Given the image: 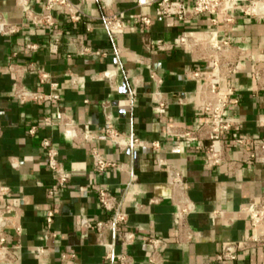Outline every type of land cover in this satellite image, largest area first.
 <instances>
[{
  "label": "crops",
  "instance_id": "0c3cea01",
  "mask_svg": "<svg viewBox=\"0 0 264 264\" xmlns=\"http://www.w3.org/2000/svg\"><path fill=\"white\" fill-rule=\"evenodd\" d=\"M33 8L41 11V6L35 2ZM82 8L92 18L109 10L125 13L131 25L116 40V45L123 49L120 55L115 54L114 44L101 25L89 32L85 23L68 22L59 9L54 15L63 37L59 45L50 48L49 33L27 24L16 0H0L3 16L22 26V32L16 37L0 36V124L3 128L0 179L12 191L10 197H0V209L12 206L20 211L19 216L11 213L6 218L22 225L21 235L11 227L7 229L6 245L15 259L0 264H111L104 259L97 232L94 229L86 233L79 231L81 214L92 221L110 218L95 194L81 189L92 184L104 185L119 195L129 215V226L139 238L153 233L165 239L161 249L163 264H264L262 247L241 252L235 261L221 263L215 259L225 245L242 241L251 234L246 211L264 198V165L249 162L234 171L226 165L210 166L204 154L205 143H189L182 137L167 135L165 126L155 117L152 96L155 86L150 79V69L162 78L161 90L167 101L170 124L176 131H185L201 116L200 92L205 81L203 74L210 69V62L197 59L189 49L176 45L183 27L173 18L158 19L153 6H138L137 0H86ZM140 15L154 19L148 30L135 22ZM233 16L235 22L230 29L222 22L213 26L209 17L200 16L185 30L213 29L218 31L220 39H229L233 46L232 60H238L237 72L224 81L223 86L232 87L239 102L228 106L224 118L238 123L227 135V155L239 161L242 148L234 143L235 136L264 137V126L259 122L264 117V91L259 89L253 74L258 63L264 66V17L247 16L238 11ZM148 38L175 47L167 53L149 52L145 47ZM27 40L39 43V50L33 54L22 53L16 61L24 65L33 63L48 73L49 79L42 85L37 73L29 70L22 73L24 86L49 91L51 83H57L54 92L62 98L59 103L21 104L13 97L14 80L6 65L12 50ZM75 40L106 55H80ZM69 72L83 77L84 81L73 85ZM103 73L113 75L116 86L102 78ZM130 77L140 80L138 100L132 109L128 106L129 90L134 86ZM106 102L118 129L159 141L161 157L182 171L195 205V211L188 217L195 232L192 242L176 241L172 192L165 171L156 167L150 157L152 150L121 151L102 139V129L107 124L103 108ZM60 109L80 126L84 139L76 142L62 126L46 121L56 118ZM32 126H36L33 135L28 132ZM44 138H49L58 148L60 161L72 175L65 189L55 188L54 179L46 168L41 148ZM93 147L100 150L106 161L117 163L122 169L97 172L90 155ZM12 161L18 167H13ZM132 174L137 177L134 181ZM50 189L55 190L53 196L48 195ZM51 209H55L52 227L57 236L45 240L44 219ZM106 238L113 240L111 233ZM17 245L19 248L15 247ZM41 245L49 250L45 257L37 255L36 248ZM114 250L132 255L135 264H150L152 248L143 241L126 247L116 244ZM64 253H74L76 259L64 263Z\"/></svg>",
  "mask_w": 264,
  "mask_h": 264
},
{
  "label": "built area",
  "instance_id": "2783aa9c",
  "mask_svg": "<svg viewBox=\"0 0 264 264\" xmlns=\"http://www.w3.org/2000/svg\"><path fill=\"white\" fill-rule=\"evenodd\" d=\"M86 0H16L21 9L24 20L27 24L40 28L49 34L50 48L61 43L63 31L57 27L58 19L54 12L59 9L63 17L70 23H85L86 30L92 31L96 25H101L109 35L114 44V52L120 55L122 48L116 45V40L124 34L131 23L126 20L125 13L120 10H109L100 17L92 18L82 8ZM41 6V11L33 8V3ZM138 6H153L155 16L158 19L173 18L183 27V31L176 38V45L184 46L197 58L210 62V69L203 74L205 81L200 92V105L198 107L201 115L195 120L190 129L185 131H176L170 124L167 115V101L161 90L162 78L150 69L149 75L155 89L152 96L155 100L154 113L156 120L165 126L167 135L179 136L187 142L199 141L205 143L204 154L206 161L210 166L220 167L226 165L229 170L234 171L236 167H241L245 163H260L264 165V137H234L233 141L242 148V158L239 161L231 160L228 155L227 135L236 129L238 123L226 120L225 111L231 104L239 102L234 94L232 87H224L223 82L229 79L237 72L238 60H232L233 46L229 39H220L216 30H199L191 32L185 30L194 19L200 16L209 17L213 26L222 22L227 29L235 22L233 13L238 11L244 15L252 17H264V0H137ZM135 22L141 24L145 30H148L153 24L154 19L147 15H140ZM22 32V26L8 21L0 12V36L4 38L16 37ZM78 44V54L80 55H98L104 56L105 52L93 50L91 47L75 40ZM145 47L147 51H158L167 53L173 50L174 44L166 43L160 40L148 38ZM40 48L39 43L27 40L22 45L12 50L10 59L6 65L8 72L14 80L13 97L21 104L34 103L37 105H46L48 103H59L61 96L54 92L57 83H51L49 91L41 89H29L22 82V73L26 71H35L43 85L49 79V74L38 69L33 63L27 65L16 61L20 54H33ZM240 57V56H239ZM239 59V58H238ZM137 61H140L137 58ZM73 85L82 83L83 77L69 72ZM254 78L258 82L259 89L264 91V66L258 63L253 71ZM196 76L201 73H195ZM194 75V76H195ZM128 76V74H127ZM102 78L114 84V76L111 74H102ZM134 86L129 90L128 106L133 108L138 100V84L140 82L136 77H130ZM85 102H88L86 100ZM183 102V101H181ZM110 105L104 103L103 108L106 115L107 124L102 129V139L110 144L116 145L121 151L129 150L138 152L144 148H150L151 159L156 167L166 173L167 183L172 192V202L175 206V237L180 244L190 243L195 238V232L188 222V217L195 211V205L188 194L187 182L182 171L174 164L161 157V144L159 141H150L137 136L133 131L123 132L113 123V115L108 112ZM48 123H54L62 126L65 132L76 142L80 138H85L84 131L80 126L66 113L60 109L56 118H47ZM260 124L264 126V117L259 119ZM36 126L29 129V134H34ZM3 135V128L0 124V139ZM41 148L46 157V168L54 179V185L57 189H65L71 182L72 175L64 167L59 159V150L49 138L41 141ZM93 167L99 173L109 171L111 168H120L117 163L106 161L97 147L90 149ZM13 167H18L15 162H11ZM136 175L132 174V180H136ZM82 190L92 191L103 211L110 215L109 219L94 220L84 214L80 215L79 231L86 233L94 229L97 232L98 244L104 248V259L111 264H135L134 257L124 251L117 253L114 250L116 244L126 247L136 241H143L152 248L149 256L150 264H163L161 255L162 246L165 239L150 234L139 238L129 226V215L124 208V202L119 195L108 190L104 185L92 184L82 186ZM54 189L48 190V195L53 196ZM11 188L2 183L0 179V197H10ZM154 202V201H152ZM248 222L251 228V234L244 240L225 245L220 252L215 255V259L221 263L231 262L238 259L239 254L251 248H264V198L255 203L247 211ZM20 211H15L12 206H6L0 209V262L11 263L15 256L12 250L6 245L9 232L8 228H13L17 235L22 233V225L14 223L6 218L7 215ZM55 209L47 212L44 219L43 236L45 240L55 238L56 232L53 230V218ZM112 234L113 240L108 241L106 235ZM19 248V245L15 246ZM39 257L48 255L49 250L41 245L36 248ZM74 253H64L62 261L67 263L74 261Z\"/></svg>",
  "mask_w": 264,
  "mask_h": 264
}]
</instances>
